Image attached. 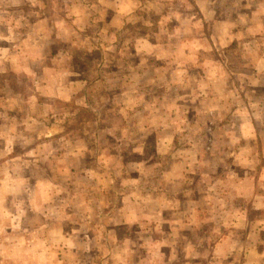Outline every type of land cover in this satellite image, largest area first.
<instances>
[{
	"label": "clouds",
	"instance_id": "1",
	"mask_svg": "<svg viewBox=\"0 0 264 264\" xmlns=\"http://www.w3.org/2000/svg\"><path fill=\"white\" fill-rule=\"evenodd\" d=\"M0 264H264V0H0Z\"/></svg>",
	"mask_w": 264,
	"mask_h": 264
}]
</instances>
